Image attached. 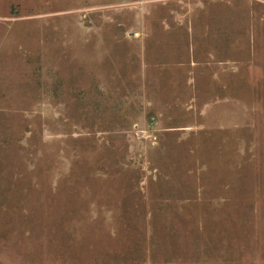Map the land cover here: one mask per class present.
I'll use <instances>...</instances> for the list:
<instances>
[{
	"label": "rangeland",
	"instance_id": "1",
	"mask_svg": "<svg viewBox=\"0 0 264 264\" xmlns=\"http://www.w3.org/2000/svg\"><path fill=\"white\" fill-rule=\"evenodd\" d=\"M0 264H264V0H0Z\"/></svg>",
	"mask_w": 264,
	"mask_h": 264
}]
</instances>
